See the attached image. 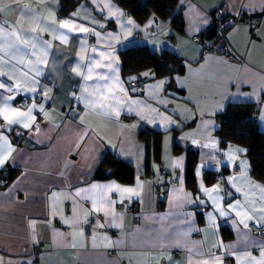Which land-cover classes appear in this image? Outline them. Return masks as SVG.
Returning <instances> with one entry per match:
<instances>
[{"label":"crops","instance_id":"obj_1","mask_svg":"<svg viewBox=\"0 0 264 264\" xmlns=\"http://www.w3.org/2000/svg\"><path fill=\"white\" fill-rule=\"evenodd\" d=\"M220 4L238 17L227 38L242 60L191 38L205 37ZM262 9L264 0H177L168 18L138 21L116 0H77L66 12L61 0H0V109H33L9 112L21 121L10 126L0 116V169L17 171L0 188V264H264V238L249 227L264 226V182L246 147L217 133L234 102L255 105L264 133ZM177 13L181 30L171 22ZM137 45L179 56L182 72L123 75L121 52ZM125 116L136 121L125 125ZM143 128L161 136L148 172ZM187 148L196 153L191 184ZM108 153L133 166L131 183L94 178Z\"/></svg>","mask_w":264,"mask_h":264},{"label":"trees","instance_id":"obj_2","mask_svg":"<svg viewBox=\"0 0 264 264\" xmlns=\"http://www.w3.org/2000/svg\"><path fill=\"white\" fill-rule=\"evenodd\" d=\"M76 1L61 0L63 12L70 10ZM116 2L138 21H143L150 14L168 18L177 0H116ZM171 22L178 30L182 29L179 13L172 16ZM205 33V36L209 37L212 34V28L210 27ZM145 68H151L157 76L172 75L182 72L183 63L179 56L169 51H151L143 45L129 47L121 52L123 75L137 73ZM218 123L217 133L221 142L230 141L246 147V156L250 162L253 177L264 182V133L258 129L255 105L248 102L229 103L219 115ZM139 135L146 143L145 169L148 172L151 161H160V131L143 128ZM174 148L175 151L181 149L177 145ZM186 154L185 177L186 182L191 184L194 180L196 153L187 148ZM2 171L0 188L7 185L17 172L14 168H3ZM94 178L99 180L113 178L122 183H131L134 179V168L108 153L100 162Z\"/></svg>","mask_w":264,"mask_h":264},{"label":"built area","instance_id":"obj_3","mask_svg":"<svg viewBox=\"0 0 264 264\" xmlns=\"http://www.w3.org/2000/svg\"><path fill=\"white\" fill-rule=\"evenodd\" d=\"M65 14L60 13L59 16L63 17ZM238 21V17L236 15L228 13L225 4H220L214 13V15L211 18V28H212V34L209 37H204L201 33H196L192 35V40L196 42L202 43L203 50L205 52H211L215 55H219L222 57H225L227 59L232 60H242L237 53L234 51V49L231 47L228 38H227V32L230 29L232 25H234ZM247 22L249 26L250 33H255L259 19L256 15H252L247 17ZM0 23L5 24V21L3 17L0 14ZM29 102V99L24 97L19 99L18 103L20 106H26ZM120 121L128 125L132 122L136 121V117H121ZM216 155L219 158H223V154L221 151H217ZM3 177V171L0 169V181ZM218 179H223L224 173L219 172L217 174ZM227 191H230V188H227ZM164 199V197H163ZM132 213H134V210L130 208ZM137 219L134 218L133 223H136ZM250 229L255 233L256 235L264 238V226L259 225L255 222H252L249 224ZM91 228L88 225L86 227V233H90ZM42 248V245H38L36 252H38ZM110 254L113 253V251H109ZM33 264H36V261H33Z\"/></svg>","mask_w":264,"mask_h":264},{"label":"snow or ice","instance_id":"obj_4","mask_svg":"<svg viewBox=\"0 0 264 264\" xmlns=\"http://www.w3.org/2000/svg\"><path fill=\"white\" fill-rule=\"evenodd\" d=\"M262 10H264V9H262ZM5 23H7V22L5 21ZM129 23H132V22L129 21ZM60 27H61V28H68L69 31H71L72 28H73L74 26L70 23V21H61V23H60ZM78 31H80V32H88L89 29H88V28H84V27H79V28H78ZM0 34L7 35V33H5L3 27H0ZM13 34H15V30H14ZM62 39H65V40H66L65 37H62ZM37 72L39 73V70H37ZM161 83H163V81H161ZM2 87H5V85L2 84V83H0V88H2ZM9 91H11V88H9ZM9 99H11V98H9ZM32 110H33L32 108H29L27 113H22V112H19V110H17V109H11V108L7 107V105H6V107H5L4 109H0V116H3V119H4V120L7 122V124L10 126V125H12L13 123H20L21 121H20V120H17V119H12V118H10V116H9V112L14 113L15 116H17V117H22V116L30 115L31 112H32ZM33 119H34V117H33ZM28 126H29L28 124H25V125H24V127H28ZM0 139H6V138L0 136ZM81 139H83V137H81ZM79 146H80V145L77 144V147H79ZM5 159H7V157L0 158V165H2V164L4 163V160H5ZM176 163H179V161H176ZM197 174H199V173H197ZM92 187H93V188H96L97 185H93ZM107 187H108V188H113V187H118V186H116V185H108ZM203 190L206 191V192H217V191H219L218 188H213V189H203ZM120 191H122V192H128V193H132V192H134V190L131 189V188L120 189ZM77 195H79V193H77ZM230 207H232V206L230 205ZM223 214H224V213L221 212V215H223ZM250 218H251V217H249V219H250ZM245 226H247V225H245ZM217 259H219V258H217ZM205 264H207V262H205Z\"/></svg>","mask_w":264,"mask_h":264}]
</instances>
